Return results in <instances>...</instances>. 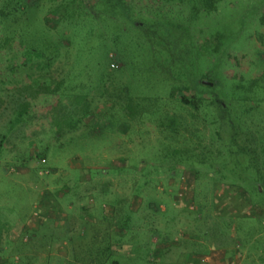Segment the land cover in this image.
<instances>
[{
  "label": "rangeland",
  "instance_id": "obj_1",
  "mask_svg": "<svg viewBox=\"0 0 264 264\" xmlns=\"http://www.w3.org/2000/svg\"><path fill=\"white\" fill-rule=\"evenodd\" d=\"M108 204L264 264V0H0V264H113Z\"/></svg>",
  "mask_w": 264,
  "mask_h": 264
},
{
  "label": "crops",
  "instance_id": "obj_2",
  "mask_svg": "<svg viewBox=\"0 0 264 264\" xmlns=\"http://www.w3.org/2000/svg\"><path fill=\"white\" fill-rule=\"evenodd\" d=\"M48 205L50 204H45L47 208H49ZM113 211H115L114 205L108 204L105 207V212L98 216V219L92 218V221L98 226V232L95 235L98 242L97 248L100 249L98 254L108 253L115 261L113 264H122L123 260L129 259L128 252H133L134 246H139L141 250L146 249L152 264H198L200 257L197 255L196 247L200 237L185 231L172 235V232L161 230L156 221H143L134 217L133 210H129L121 219ZM52 213H54V215L52 214L54 218H57L58 214H62L60 210L58 213L52 210ZM62 219L64 220L65 216ZM67 219H70L68 215ZM63 224L67 226L68 223L64 222ZM144 234L147 235V242L142 237ZM54 238L50 237V239ZM169 239H178L179 242L167 249V245L170 243ZM185 240L193 243V247L191 246L193 250L191 247L189 250L184 248L182 241ZM51 250L55 252L52 245L50 246ZM58 250L63 252L62 247Z\"/></svg>",
  "mask_w": 264,
  "mask_h": 264
},
{
  "label": "trees",
  "instance_id": "obj_3",
  "mask_svg": "<svg viewBox=\"0 0 264 264\" xmlns=\"http://www.w3.org/2000/svg\"><path fill=\"white\" fill-rule=\"evenodd\" d=\"M17 121H18V119H17ZM128 211H129V210H128ZM113 212H114V211H113ZM113 212H112V213H113ZM127 213H128V212H127ZM131 213H132V211H131Z\"/></svg>",
  "mask_w": 264,
  "mask_h": 264
}]
</instances>
